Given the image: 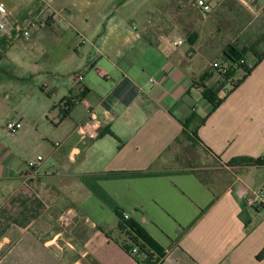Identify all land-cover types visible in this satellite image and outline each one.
I'll return each instance as SVG.
<instances>
[{
	"label": "crops",
	"instance_id": "1",
	"mask_svg": "<svg viewBox=\"0 0 264 264\" xmlns=\"http://www.w3.org/2000/svg\"><path fill=\"white\" fill-rule=\"evenodd\" d=\"M197 1L0 0V264H137L114 210L164 249L160 264H264V207L247 204L264 180V58L233 91L210 67L229 46L256 63L264 0ZM123 79L135 98L105 107ZM92 117L89 139L78 128Z\"/></svg>",
	"mask_w": 264,
	"mask_h": 264
},
{
	"label": "trees",
	"instance_id": "2",
	"mask_svg": "<svg viewBox=\"0 0 264 264\" xmlns=\"http://www.w3.org/2000/svg\"><path fill=\"white\" fill-rule=\"evenodd\" d=\"M245 53L246 50H238L235 46H229L223 54V60L228 65V69L225 73H221V76H223L226 80H230L231 91L237 88L246 79V77L251 74L257 64H259L264 58V53H262L261 55L257 56L256 63H254L252 66H247L245 63H241V61H244ZM238 70L242 71V77L238 80L232 79L234 72ZM206 79L207 75L202 77L197 82V86L202 88V94L204 98L211 104L212 109H216L222 103L224 98L220 99L218 97V93L204 85ZM136 93L137 89L135 86L129 80L123 79L112 90L110 95L104 101L103 105L108 108L111 104L118 102L124 106H127L133 101ZM69 105V99H64L59 103V106L63 110L64 116H66L70 110ZM188 122L185 123V127H188ZM203 122L204 120L200 121V123ZM189 141L192 144H197L196 140H193L192 137L189 139ZM240 163L252 164L253 161L251 162L247 159L238 158L229 162L231 165ZM114 213L118 220L117 229L123 237V240L120 243L123 250L130 254L135 259L137 264H160L166 255L164 249L155 240H153L137 222L128 216L125 217L126 214L124 212L121 210H114ZM132 249H135L136 252L132 253Z\"/></svg>",
	"mask_w": 264,
	"mask_h": 264
},
{
	"label": "built area",
	"instance_id": "3",
	"mask_svg": "<svg viewBox=\"0 0 264 264\" xmlns=\"http://www.w3.org/2000/svg\"><path fill=\"white\" fill-rule=\"evenodd\" d=\"M197 6L201 8L203 11H209V7L203 0L197 1ZM7 23H8V11L4 3H0V32H4L7 30ZM28 32H25L24 35H27ZM166 50L172 51L179 47H183L185 45V41L183 37H177L174 39H166L165 41ZM244 63V61H241ZM211 70L216 75H221V73H225L228 69V65H223L218 62H213L211 64ZM75 80L77 82L82 80V75L77 74L75 76ZM215 82V81H214ZM214 84V83H213ZM218 97L220 99L223 98V94H219ZM71 101V100H69ZM7 131L10 134H16L21 129V123L12 121L7 124ZM99 129V123L93 117L88 119L85 123H83L79 128L78 131L81 136L89 139H94L97 137V132ZM42 161V158L39 156L33 161H28L25 163L23 174L28 175L34 172L39 163ZM263 166H264V158H263ZM254 197L247 200V204L251 207H264V180L259 186V188L253 192ZM127 217V215H125ZM77 218L76 211L73 209L64 210L59 217V227L63 230L70 228L71 225L75 222ZM136 250L132 249V253H135Z\"/></svg>",
	"mask_w": 264,
	"mask_h": 264
},
{
	"label": "rangeland",
	"instance_id": "4",
	"mask_svg": "<svg viewBox=\"0 0 264 264\" xmlns=\"http://www.w3.org/2000/svg\"><path fill=\"white\" fill-rule=\"evenodd\" d=\"M199 159H198V161L201 163V162H203L202 161V159L204 158L202 155H199V157H198Z\"/></svg>",
	"mask_w": 264,
	"mask_h": 264
}]
</instances>
